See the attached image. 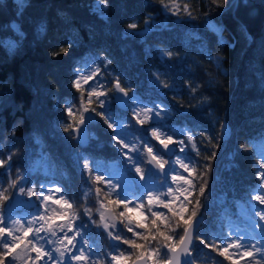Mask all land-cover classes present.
<instances>
[{
    "label": "trees",
    "instance_id": "trees-1",
    "mask_svg": "<svg viewBox=\"0 0 264 264\" xmlns=\"http://www.w3.org/2000/svg\"><path fill=\"white\" fill-rule=\"evenodd\" d=\"M180 1L192 18L181 9L178 20L151 27L162 13L160 0H105L106 7L100 0H0V159L8 161L0 167V192L10 197L0 207L6 218L35 213L25 205L10 211L18 187L34 185V201L40 186L58 185L79 206L87 224L84 236L100 264L109 263L108 253L116 254L117 246L131 251L118 241L112 244L102 227L83 214L87 207L99 221L94 187L107 191L93 185L84 159L93 170L99 163L124 168L112 131L95 116L87 123L90 144L84 149L63 131L71 119L65 107L79 105L80 94L72 86L76 67L94 58L101 71L134 89L131 93L144 105L163 108L155 127L184 141L185 156L196 170L193 203L206 181L197 234L210 245L219 244L224 225L238 219L237 209L248 206L259 184L255 148L264 145V0H226V7L212 0ZM129 23L137 28L128 30ZM101 57L111 64L105 66ZM112 111L117 119L130 113L114 102ZM130 128L160 151L148 127ZM20 175L26 181L12 187L11 180ZM119 231L131 237L123 225ZM192 252L193 264H230L198 240Z\"/></svg>",
    "mask_w": 264,
    "mask_h": 264
},
{
    "label": "snow or ice",
    "instance_id": "snow-or-ice-1",
    "mask_svg": "<svg viewBox=\"0 0 264 264\" xmlns=\"http://www.w3.org/2000/svg\"><path fill=\"white\" fill-rule=\"evenodd\" d=\"M100 3L107 6L105 0H100ZM160 3L172 12V15H179L180 9L176 6V0H169V3L160 0ZM212 3L217 7L227 6L226 0H212ZM173 7H176V11H172ZM183 10L192 18L187 5ZM97 11L100 9L98 8ZM145 23H148L147 19ZM136 28V23L127 25L128 30ZM60 51L66 53L68 48H61ZM163 54L168 58L173 55L171 51ZM100 59L105 66L111 64V60L106 57ZM93 63L96 62L93 61ZM100 74L101 68L96 66L90 74L77 75L73 80L72 86L80 94L79 105L75 110L73 106L65 107L66 114L71 119L63 131L73 134L74 139L79 138L83 126L91 115L99 117L112 131V139L121 150V156L128 165L125 168L113 166L112 174L118 178L114 182L112 176L106 179V174H98L101 173L99 165L96 166L94 173L91 162L87 158L83 161L84 170L92 178L93 185H103L107 189L104 191L102 187H94L96 203L99 206L97 209L99 221L93 219L91 209L87 207L84 208L83 214L88 216L97 227H102L112 240L131 249L129 252L119 251L118 254L109 252L110 264H192L190 258L193 255L194 240H198L205 248H211L230 264H241V261L244 264H264V208H253L258 220H252L251 229L258 233V236H253L251 231L245 235L237 229L236 233L230 232L227 237H221L219 244L210 245L205 242L204 238L197 233L200 223L198 215L202 207L201 197L205 194L206 181L199 185V195L195 197V203H193L190 197H193L196 189L193 183L196 178L195 167L185 163L178 156L171 161V164L178 165L179 169L187 175H183L179 170L166 168L170 161L165 159V154L175 151L170 146L179 145V151L183 153L185 152L184 141L174 140L172 134H168L160 127H153L150 129L151 139L161 146L162 153L150 143L139 140V137L135 138V142H126L127 134L124 129L130 125L125 120L116 118L118 113H114L111 109L113 102L123 110L136 105L131 108V116L140 128L152 121L154 117L160 119L163 108L160 105L156 106L159 110L139 106L137 98L129 95L134 89L122 86L118 76L111 81V87H106L98 80ZM156 79L159 80L158 75ZM90 82H94V86ZM160 83L164 88L169 87L163 81ZM85 85L88 86L87 90L84 88ZM223 127L221 125L222 129ZM188 140L192 141V137L189 136ZM138 144H142V150L137 146ZM214 156L215 153L208 159ZM8 159L11 160V156ZM7 162L0 159V167ZM256 164L258 165L256 178L259 184L257 190L251 194V200L264 206V155L257 159ZM145 165H151V167L148 168ZM198 175L203 177L204 173L200 172ZM23 179L24 177L20 175L10 183L15 188ZM169 180L171 183L168 182ZM42 190L43 186H41V192ZM55 192L62 193V189L56 187ZM35 193L36 189L33 187H18L20 195L26 194L31 198ZM113 196L115 198H112ZM9 199L8 195L0 192V205ZM36 199L40 201V207L44 211L38 212V215L34 214L26 225L21 224L19 219L13 220L12 223L18 226L15 228L6 223V219H11V216L6 218L3 208L0 207V264H8L9 259L18 260L21 255L25 257L24 264H37V262L45 261V258H47L45 264H100L99 260L91 258L92 249L83 232L87 224L81 220L79 206L70 202V199H66L63 194L58 199H53L51 194L42 195V199L40 195H37ZM49 202L56 205V208L51 209V215L48 214ZM117 209L122 210L117 211ZM154 209H166L167 212ZM145 213L150 214V219ZM118 224L123 225V228L131 233L130 238L120 234ZM49 235L55 237V240H46ZM42 240H46L47 244L58 246L46 249L40 243ZM53 252L56 253L55 256ZM31 253H35L34 258Z\"/></svg>",
    "mask_w": 264,
    "mask_h": 264
},
{
    "label": "rangeland",
    "instance_id": "rangeland-1",
    "mask_svg": "<svg viewBox=\"0 0 264 264\" xmlns=\"http://www.w3.org/2000/svg\"><path fill=\"white\" fill-rule=\"evenodd\" d=\"M165 3H169V0H167ZM176 6L179 7V9H180L179 14H180L181 13V9H182V11L184 9V6L181 4V1L180 0H176ZM172 11H176V7H173ZM178 17H179V15H176V16L172 15V12H170L167 8H165V7L162 6V13H161V15L158 16V17L153 18L150 21V24H151V27L156 26V25H158L159 27H161L162 25L165 24V22L167 20H169V18H174V19H177L178 20L179 19ZM93 61H95L96 63L94 64ZM96 66H99V64L97 63V61L94 58H87L83 63L79 64L76 67L77 68L76 69L77 75L90 74V72L92 70H94V68ZM111 76L112 75H107L104 71H101V74L98 77V80L100 82H102L106 87H109V82L111 81V79L113 80V76H112V78H111ZM90 83H93V86H94V82H90ZM84 88H85V90H87L88 89V86L85 85ZM129 94H130V96H134V97L137 98V104L139 106H141V107L146 106V105H144L140 101V99L135 94H132L131 92ZM112 105H111V109H112ZM134 107H136V105H131L129 107V109H128L129 112H130L129 113V116H127L125 118H122L127 123H129V125H130L128 128L124 129V132L127 134V136H126V142H135V138L138 137L131 130V128H130V127H132L135 124V121L132 120V116H131V108H134ZM147 107H150V106H147ZM150 108H153V107H150ZM153 109L159 110L157 108H153ZM86 115H91V114H86ZM94 120H95V116L94 115H91V118L88 121H86V122L87 123H90V122H92ZM159 121H160V119H157V118L154 117L152 121H150L148 124L145 125L149 129L148 130L149 131V136H150V128L155 127V124L158 123ZM87 126H88V124H87ZM156 144H158V143L156 142ZM262 144H264V143H262ZM137 146L138 147H141V150H142V145L141 144H138ZM158 146L161 147L159 144H158ZM178 147H180V146L178 145ZM173 149H175L174 152L176 153V155L173 156L172 158L165 157V159H168L170 161L171 169L179 170L183 175H186V173H183V170L182 169H179V166L178 165L171 164V161H174L178 156L181 159H183L185 163H190V160H189V158L187 156H185V153L184 152L183 153H181L180 151L177 152V149L174 146H173ZM119 152H121L120 149H119ZM255 155H256L257 159H259L261 157V155H264V145H257V147L255 148ZM123 163L125 164L124 165V168L125 167H128V165L126 164L124 158H123ZM97 165H99V167L101 169V173L106 174L105 175V178L106 179H108L109 176H112L114 182L116 181V179H118L117 177H115L112 174L113 173V166H117L118 165L120 167V165L118 163H110V164H105V163L100 164L99 163ZM190 165H191V163H190ZM38 166H40V163H36L35 169H37ZM96 166H95V168H96ZM35 169H33V170L35 171ZM94 171H95V169H94ZM132 175H134V173H132ZM23 181H26V179H24ZM168 182L171 183L170 180ZM42 186H43L42 192H41V186L37 190V195H40L41 196V199H42V195H48V194H51L52 197H53V199H58L59 196L62 194V193H56L55 192V188L56 187H59L58 185H54V184H44ZM27 187H33V188H35V186L32 185V184L26 185V188ZM163 190L166 191V189H163ZM256 190H257V187H256ZM32 200H33V197L30 198L26 194L20 195V194H18V191H17L16 194H15V196H14V198H13V200L10 203V207H9L10 208V211L11 212H18L21 209V206L22 205H25L28 208H34L35 209V211H34L35 213L34 214H37L38 215V212H43L44 209L40 207V201L37 200V199H35L34 201H32ZM49 205H50V208H49L48 214L51 215L52 214L51 209L56 208V205H52L51 202H49ZM131 206L132 205H130V207ZM253 208H257V209L258 208H264V206L258 205L255 201H251L250 203H248V206L247 207L240 206L237 209V218L238 219L236 221H233V222H230V221L229 222H226V224L224 225V233H225L224 234V237H227L230 232L236 233V230L237 229H239V232L240 233H244L245 235H247L251 231L253 236H258L259 234L256 233V232H254V231H252V229H251V222H252V220H254V219L255 220H258V218L255 217V215H254ZM120 210H122V209H117V211H120ZM154 210H157V209H154ZM32 217L33 216L27 217V218H23V217H20V216H14V217H11V219H7L8 221H6V222L10 226H12L13 228H15V227H18V226L17 225H14L12 223L13 220L19 219L21 224L26 225L27 224V221L28 220H31ZM119 227H121L120 224H118V229H119ZM102 230L104 231L103 228H102ZM105 233L107 234V232H105ZM41 235H44V234L41 233ZM57 235H62V233H57ZM29 238L31 239V237H29ZM47 239L55 240V237H51L49 235L48 237H46V240ZM46 240L40 241V243L43 244L46 249H53V248H55V247L58 246L56 244H47L46 243ZM109 241L112 244H115V245L118 244L117 241H114L111 238H109ZM89 246H90V248L92 247L91 245H89ZM118 250H119V247L117 246V250L116 251L114 250L116 254H118V252H119ZM120 251H122V250H120ZM230 251H232V250H230ZM55 255H56V253L53 252V256H55ZM90 255H91V258L93 260H98L99 259L98 255H94L93 251H91ZM108 259H109V263L108 264H110V258L108 257ZM24 260H25V257L23 255H21L20 259H18V260H11V262L8 263V264H24ZM46 260H47V258H45V261ZM45 261H40V262H41V264H45ZM40 262H37V264H40ZM241 264H244V262L241 261Z\"/></svg>",
    "mask_w": 264,
    "mask_h": 264
},
{
    "label": "water",
    "instance_id": "water-1",
    "mask_svg": "<svg viewBox=\"0 0 264 264\" xmlns=\"http://www.w3.org/2000/svg\"><path fill=\"white\" fill-rule=\"evenodd\" d=\"M114 105H115V107H116L118 110H120V111L123 112V113L127 112L128 109H129V108H128L127 110H123V109H122L120 106H118L115 102H114ZM154 120H155V119H154ZM134 127H135L136 130H140V129H141L140 126H138V125H136V124H134ZM72 136H73V134H72ZM73 141H74V143H75L76 145H78V146H79L80 148H82V149H84V148H86V147L89 146V144H90V137H89V132H88L87 122H86L85 125L83 126V131L80 133L79 138H76V139L73 138ZM170 147L173 148L172 146H170ZM159 149H160L161 152H163V150H162L161 147H159ZM173 156H174V152H171V153L165 154V157H167V158H172ZM146 167L150 168L151 165H146ZM166 168L169 169V170H171V166H170V164H169V165H166ZM153 171H155V169H153ZM198 218H199V221H200V223H199V227H200V225H201L203 219H202V216H201V215H198ZM58 222H59V221H58ZM194 243H195V240L193 241L192 251H193V248H194ZM192 253H193V252H192ZM190 259L192 260V264H193V255H192V257H191Z\"/></svg>",
    "mask_w": 264,
    "mask_h": 264
}]
</instances>
